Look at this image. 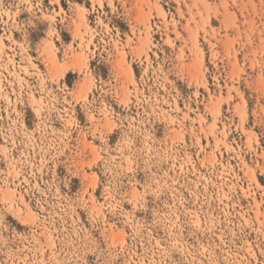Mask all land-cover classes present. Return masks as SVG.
Listing matches in <instances>:
<instances>
[{
	"label": "rangeland",
	"instance_id": "1",
	"mask_svg": "<svg viewBox=\"0 0 264 264\" xmlns=\"http://www.w3.org/2000/svg\"><path fill=\"white\" fill-rule=\"evenodd\" d=\"M0 264H264V0H0Z\"/></svg>",
	"mask_w": 264,
	"mask_h": 264
}]
</instances>
